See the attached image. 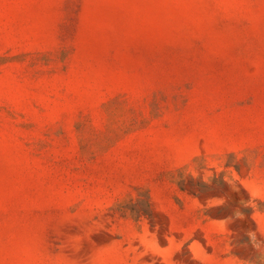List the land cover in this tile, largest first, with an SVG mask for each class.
<instances>
[{
  "label": "rangeland",
  "instance_id": "rangeland-1",
  "mask_svg": "<svg viewBox=\"0 0 264 264\" xmlns=\"http://www.w3.org/2000/svg\"><path fill=\"white\" fill-rule=\"evenodd\" d=\"M0 264H264V0H0Z\"/></svg>",
  "mask_w": 264,
  "mask_h": 264
}]
</instances>
